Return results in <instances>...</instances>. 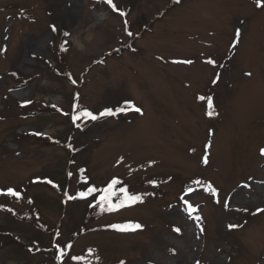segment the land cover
Segmentation results:
<instances>
[{"label":"rangeland","instance_id":"obj_1","mask_svg":"<svg viewBox=\"0 0 264 264\" xmlns=\"http://www.w3.org/2000/svg\"><path fill=\"white\" fill-rule=\"evenodd\" d=\"M113 3L0 0V264H264V7Z\"/></svg>","mask_w":264,"mask_h":264},{"label":"snow or ice","instance_id":"obj_2","mask_svg":"<svg viewBox=\"0 0 264 264\" xmlns=\"http://www.w3.org/2000/svg\"><path fill=\"white\" fill-rule=\"evenodd\" d=\"M107 4L110 5L114 10H117L119 11L117 8H116V5L113 3V0H106ZM256 3L259 7H264V0H256ZM120 15L121 16H125L127 15V13L125 12H120ZM125 24H127V21H124ZM53 31H56L57 29L55 28V26H53L52 28ZM127 34L129 36L133 35V33L131 31H128ZM65 35H68V33H65ZM240 33L237 32L236 33V37H239ZM239 41L237 40V43ZM67 49H65L66 51ZM177 63H187V64H191L192 61L191 60H185V61H176ZM209 63H214V61H209ZM249 76H251V73L248 74ZM73 84L76 83V80L75 79H72L71 81ZM201 100H204L205 97H200ZM26 103H31V101H27ZM208 106L210 109H212V111H209L208 112V115L211 116V115H214L216 114L215 113V109H214V105L212 103L211 100L208 101ZM128 108H131V109H134L136 112H140L141 109L139 107H136L134 104H126L125 107H122V108H119V109H116L114 110L113 108H105L103 111L99 112L98 115L94 114L92 111H89V110H84L82 112H80V114L76 117H74L73 119H80L81 117H85V118H89L91 120H97L99 118H103V117H110V116H114V115H117L118 112H123L125 110H127ZM36 135H42V133H36ZM262 154H264V149L261 150ZM203 162L205 164L208 163V158L205 157ZM49 184H52V181L49 180L47 181ZM118 181L116 180H113L112 181V185H115L117 184ZM112 185H109V187L107 189H105V193L106 195L101 197V204L103 205H106L107 207L103 210H106V211H113V210H117V209H121V208H124L125 206H130V205H133L137 202H142V197L139 196V195H131L128 193V190L127 189H121V191L123 192V198L119 200V203L117 204H113L111 202V197H112ZM95 189L94 188H88L87 192H80L79 193V196L80 197H86L88 196L89 194H91L92 192H94ZM210 191H213L215 192V189H212L210 187ZM8 194L9 195H12V196H19V193H17L16 191H14L13 189H8ZM69 199H73V197H69ZM185 203L187 204L188 208L190 209L191 212H196L197 211V208H194L192 206V204L190 203H187V201H185ZM227 206V205H226ZM244 211H247V209H244ZM258 212H264V209H257ZM197 219H200V217H197ZM113 227L117 228L118 230L120 231H128V230H135V229H140L142 227V225H140L139 223H136V224H123V225H114ZM230 228H237V227H240L238 225H229ZM175 232L177 233H180L181 232V229L180 228H175L174 229ZM201 231H203V229H201ZM70 247V246H69ZM64 253L63 251L61 250V256H63ZM121 264H123V262H121ZM197 264H199V262L197 261Z\"/></svg>","mask_w":264,"mask_h":264},{"label":"trees","instance_id":"obj_3","mask_svg":"<svg viewBox=\"0 0 264 264\" xmlns=\"http://www.w3.org/2000/svg\"><path fill=\"white\" fill-rule=\"evenodd\" d=\"M117 197H118V198L116 199V202H118L120 199L123 198L122 194L119 195V196H117ZM114 204H115V203H114ZM98 205H99V204H98ZM95 208H97V206H96ZM100 210H101V209H97V212H96L95 214H93V215H96Z\"/></svg>","mask_w":264,"mask_h":264},{"label":"bare ground","instance_id":"obj_4","mask_svg":"<svg viewBox=\"0 0 264 264\" xmlns=\"http://www.w3.org/2000/svg\"><path fill=\"white\" fill-rule=\"evenodd\" d=\"M24 94H21L20 96H23Z\"/></svg>","mask_w":264,"mask_h":264}]
</instances>
